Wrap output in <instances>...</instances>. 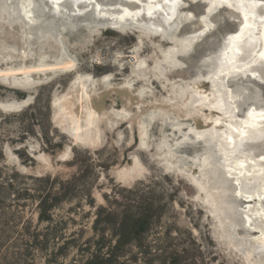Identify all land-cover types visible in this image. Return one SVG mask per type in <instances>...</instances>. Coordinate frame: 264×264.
Here are the masks:
<instances>
[{
  "label": "rangeland",
  "instance_id": "rangeland-1",
  "mask_svg": "<svg viewBox=\"0 0 264 264\" xmlns=\"http://www.w3.org/2000/svg\"><path fill=\"white\" fill-rule=\"evenodd\" d=\"M0 20V73L35 67L43 55L48 61L58 57L52 40L30 47L19 26L5 24L4 13ZM107 31L93 34L117 39L115 44L96 47L89 41L68 47L78 63L71 75H34L36 83L26 88L0 77V239L10 241L9 246L34 239L46 243L19 255L11 249L5 263L87 264L105 237L103 252L119 253L126 264H263L259 251L251 256L217 204L199 192V160L174 150L182 124L206 129L216 114L190 106L192 90L181 99L190 81L170 83L157 73L155 65L165 61L163 52L172 45H162L156 37L149 54L135 47L139 63L116 59L134 32L119 37ZM82 85L99 119L93 142L78 144L64 131L66 117L87 123L79 105ZM194 85L193 90L213 93L208 82ZM55 100L65 101L63 111ZM23 101L29 105L20 110L2 108ZM112 110L124 118L116 119ZM40 198L53 204L50 220L39 219ZM149 204L160 210V219L152 221L141 240L115 248L116 229L104 223L108 214H138ZM246 254L252 258L244 259Z\"/></svg>",
  "mask_w": 264,
  "mask_h": 264
},
{
  "label": "bare ground",
  "instance_id": "bare-ground-1",
  "mask_svg": "<svg viewBox=\"0 0 264 264\" xmlns=\"http://www.w3.org/2000/svg\"><path fill=\"white\" fill-rule=\"evenodd\" d=\"M0 11V19L4 13L5 24L19 26L30 47L52 40L59 49L53 61L43 55L35 67L1 71L0 77L17 88L34 85V75L73 74L78 63L68 47L87 46L97 29L141 31L169 42L165 61L155 65L157 73L170 83L190 81L181 99L192 90L190 106L216 114L206 129L182 124L174 150L199 160L203 178L199 192L217 204L239 244L251 256L259 251L264 260V91L257 83L264 84V0H0ZM48 19L54 25L48 26ZM127 58L139 63L134 52L131 57L116 53V59ZM97 60L102 62L99 56ZM203 82L209 83L212 94L193 90L194 84ZM245 88L250 93H243ZM28 105L23 101L2 108L20 110ZM79 105L87 123L66 117L64 133L78 144L91 143L99 116L84 85ZM54 106L63 111L65 101L55 100ZM111 114L124 118L116 110Z\"/></svg>",
  "mask_w": 264,
  "mask_h": 264
},
{
  "label": "trees",
  "instance_id": "trees-1",
  "mask_svg": "<svg viewBox=\"0 0 264 264\" xmlns=\"http://www.w3.org/2000/svg\"><path fill=\"white\" fill-rule=\"evenodd\" d=\"M135 201V200H134ZM53 207L47 199L40 198V220H50V214ZM148 207V209H147ZM144 210L138 214H123L121 216L108 214L107 219L104 220L105 225L111 226L116 229V246L115 248L119 249L125 246L132 244L133 242L139 241L142 237L149 231L152 221L157 218L160 219V215L156 209H152L153 205H147ZM96 224L102 223L101 219H96ZM104 232V230H101ZM101 243L98 244L97 250L90 255V258L87 260V264H126L121 262L122 256L119 253H104L103 250L107 247L105 237H102L100 240ZM99 241V242H100ZM98 242V243H99ZM21 244L10 245V241L6 239H0V261L2 264L5 263L7 256L10 254L11 249H16L17 254H22L23 252H33L35 248L45 247L44 242H41L39 239H34L31 241H20ZM17 245V246H16ZM20 245V247H19ZM22 251V252H20Z\"/></svg>",
  "mask_w": 264,
  "mask_h": 264
},
{
  "label": "water",
  "instance_id": "water-1",
  "mask_svg": "<svg viewBox=\"0 0 264 264\" xmlns=\"http://www.w3.org/2000/svg\"><path fill=\"white\" fill-rule=\"evenodd\" d=\"M12 1L14 2V1H18V0H12ZM7 3H9V0H7ZM43 18L44 17L42 16L41 19H43ZM48 20H49L48 24H47L48 26L54 25L55 22L53 20H51V19H48ZM107 32L114 33V34L118 35L119 37H128L127 35L122 34L120 32H117L114 29H108ZM93 35H94L93 36L94 41H92V43L96 47H100L101 45H104L107 43L108 44H115L117 42V39H111V38H108V39H105L104 41H102L100 36H98V33L93 34ZM129 37H131L133 41L131 42L130 45L126 46L125 48H122L125 57H131L132 53L136 52L135 51L136 46L139 47L138 49L142 54H149L152 51L153 46H152L151 41L153 42L155 40L154 38L152 40L149 38H146V37L141 38L142 36L138 33V31H135L133 34H130ZM155 41H160L162 43V45L166 44V42L164 40L158 39V37L156 38ZM146 50H149V52L145 53ZM129 72H131L130 68H129ZM257 83L259 84L260 88L264 91V84L261 82H257Z\"/></svg>",
  "mask_w": 264,
  "mask_h": 264
}]
</instances>
